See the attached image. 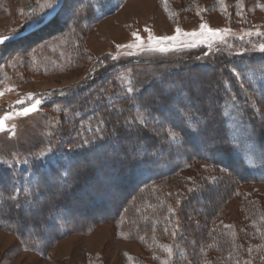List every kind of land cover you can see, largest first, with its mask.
Wrapping results in <instances>:
<instances>
[{
	"label": "trees",
	"instance_id": "16d2710c",
	"mask_svg": "<svg viewBox=\"0 0 264 264\" xmlns=\"http://www.w3.org/2000/svg\"><path fill=\"white\" fill-rule=\"evenodd\" d=\"M65 2L45 23L40 21L27 34L0 45L31 47L62 32L67 23L59 13ZM80 4L84 6L77 10L94 19L91 4ZM171 4L168 0L166 13L173 11ZM26 6L33 9L35 1ZM237 43L243 42H231ZM111 58L103 56L83 82L71 87L77 96L55 88L47 100L69 110L79 107L78 116H61L57 124L56 133L68 140L79 116H103L111 122L102 125L100 135L87 138L89 144L52 162L18 169L0 166V229L44 256L69 234L103 222H120L130 240H140L143 250L160 248H153L158 260L165 257L164 246H170L175 256L172 261L168 258L169 264H239L250 249L260 253L250 264H264V199L239 191L242 184L259 181L260 176L236 155L225 114L231 103L237 107L251 130L264 170V90L259 99L253 98L255 92L244 77L251 69H264V52L187 64L131 94H115L107 100L95 88L103 89L104 81L113 75L111 69L105 71L113 65ZM137 61L129 59L121 66L131 67ZM233 67L239 77L231 72ZM103 71L105 76L95 79ZM129 97L135 100L130 103ZM141 103L149 104L151 115ZM116 107L123 114L119 110L116 115ZM141 119L147 123L137 131ZM181 122L191 135L177 127ZM206 124L218 133L216 140L198 135ZM171 133H179L178 139L173 140ZM69 144L76 145L75 139ZM164 180L166 184H159ZM176 182L174 189L165 187ZM214 190L218 197L213 196ZM231 197L246 201L237 227L218 218ZM135 264L149 263L138 257Z\"/></svg>",
	"mask_w": 264,
	"mask_h": 264
},
{
	"label": "rangeland",
	"instance_id": "374dc122",
	"mask_svg": "<svg viewBox=\"0 0 264 264\" xmlns=\"http://www.w3.org/2000/svg\"><path fill=\"white\" fill-rule=\"evenodd\" d=\"M28 1L0 0V37L42 22L50 9L47 5L53 2L34 0L35 7L27 9ZM80 1H85L87 6L91 4L94 19L89 18L87 12L77 10L84 6ZM169 1L173 11L166 13L168 0H66L59 13L60 20L67 23L65 30L31 47L0 45V120H3L0 125V166L18 169L52 162L71 151L68 143L74 139L76 144H82L83 140L100 135V132L89 131L97 126L99 119L89 114L84 118L79 116L76 129L73 127L74 139L68 140L63 133L57 134L61 116L76 117L80 109L69 110V107L47 100L48 93L55 88L66 89V96H77L71 87L83 82L91 67L105 55L117 57L111 58L113 65L105 69H111L113 75L104 81L103 89H95L104 92L108 100L115 94H127L129 86L134 92L187 64L202 60L215 62L223 55L261 52L264 35H258L257 30L264 33V0H192L190 4H186V0L184 3ZM201 23H207L212 29L230 31L221 32L212 40L184 35L198 33ZM177 28L181 30L178 38L164 41L162 46L168 50L159 51L161 45L156 43V38L176 36ZM248 32L252 34L247 35ZM129 52L132 55H127ZM129 59L138 61L131 67L122 68L121 64ZM105 71L95 74V79L104 77ZM244 77L255 92L253 98L259 99L264 90V69H251ZM29 94L33 101H29ZM120 98L118 96L116 100ZM35 99L41 100L35 111L27 116L18 114L22 106H29ZM18 101H23V105ZM120 109L116 107L114 113L118 115ZM9 113L11 115L4 119ZM225 113L236 155L260 176L259 181L242 184L239 191L264 199V170L251 130L234 104L228 105ZM184 174L180 173V176L186 178ZM163 182L166 184L167 181L159 184ZM177 185L176 182L165 187L174 189ZM213 196L218 197V190H214ZM243 202L246 201L231 197L218 218L237 227ZM153 248L143 250L140 240H130L120 222H103L86 232L69 234L52 245L44 256L23 245L14 234L0 229V264H135L138 257L149 264H153V259L158 264H169V259L172 261L175 256L174 250L165 245L163 251L168 257L158 260ZM259 256L258 251L250 249L246 257L239 259V264H250Z\"/></svg>",
	"mask_w": 264,
	"mask_h": 264
},
{
	"label": "snow or ice",
	"instance_id": "6c2138e0",
	"mask_svg": "<svg viewBox=\"0 0 264 264\" xmlns=\"http://www.w3.org/2000/svg\"><path fill=\"white\" fill-rule=\"evenodd\" d=\"M55 3H56V0H53L52 3H49L47 5V7L48 8H52ZM229 31H230V29H223V30H221V29H212V28H210L208 26L207 23H201L200 31L198 33L197 32L184 33V35H191L193 37L200 36V37H205V40H212V39L216 38L218 36V34H220L221 32H225L226 33V32H229ZM176 32H177L176 36H171V37L165 36V37L156 38V43L161 45L159 47V49H158L159 51L164 52V51L168 50V48L162 46V44H163L164 41H175L178 38V35L180 34L181 30L179 28H177ZM246 34L247 35H251L252 33L248 32ZM257 34L258 35H264V33H260L259 30H257ZM133 35L136 36L137 39H140V37L136 33H133ZM220 38H222V36ZM8 39H9V37H7V36L0 37V43H3L4 41H6ZM241 39H243V37H241ZM188 46L192 47V46H195V45H188ZM260 51L264 52V44L260 45ZM127 55H132V53L129 52V53H127ZM112 59L115 60V59H117V57H112ZM198 59H199V57H198ZM231 72L236 77H239L241 75V73L238 72L235 67L231 68ZM225 84H227V82H225ZM126 91L128 93H132L133 92V88L131 86H129V87H127ZM28 99H29V101H33L32 94H29ZM134 100H135L134 97H129V102L130 103H132ZM17 103L23 105V101H18ZM149 103H151V102H149ZM40 104H41V100L40 99H35L34 102H31L29 104V106H27V107H23L22 106L18 114L21 115V116H27L30 112L35 111L37 109V106L40 105ZM141 106L144 107L146 111H148V115H151V111L149 110V104L141 103ZM120 113L123 114V110H120ZM225 114H227V113H225ZM10 115H11V113L7 114L4 117V119H7L8 116H10ZM110 122H111L110 120L105 119L103 116H101L97 120V126L94 129H89V131H94L96 133L102 132L104 129H103V127H101V125H106L107 123H110ZM125 123H127V121H125ZM146 123H147L146 119H141L139 121V124L137 125V129L136 130L139 131L140 130V125H143V124H146ZM2 124H3V120H0V125H2ZM177 127H179L181 129V131H183L185 133L186 136L187 135H191V133L188 132L187 127L183 124V122H181L179 125H177ZM170 135H171L173 140H176L179 137V133H171ZM198 135H200V136L207 135L208 138L211 139V140H216L218 138V133H216L215 130H211L210 131V127L207 124L204 126L203 129L200 130ZM89 143H90V141L85 139V140H83L82 144L70 145L69 149L72 150L74 148H80V147H83V145H86V144H89ZM49 151H51V149H49ZM40 155L43 156L44 153L41 152ZM6 162L7 161H5V163ZM189 191H191V189H189ZM12 199L16 200L17 198L15 196H13Z\"/></svg>",
	"mask_w": 264,
	"mask_h": 264
},
{
	"label": "water",
	"instance_id": "95a60500",
	"mask_svg": "<svg viewBox=\"0 0 264 264\" xmlns=\"http://www.w3.org/2000/svg\"><path fill=\"white\" fill-rule=\"evenodd\" d=\"M63 1L64 0H56V3L53 5L52 8H50L47 11V13L44 15L43 21L40 24L45 23L46 21H48L49 19H51L58 12V10L60 9V7L63 4ZM37 26L38 25H34V26L32 25V26H29V27L25 28L23 31L18 32L16 34L6 35L7 37H9V39L6 40V41H4L3 43H0V44H5V43H8L10 41H13V40H15V39H17V38H19V37L27 34L29 31H31L32 29H34ZM1 37H3V36H1Z\"/></svg>",
	"mask_w": 264,
	"mask_h": 264
},
{
	"label": "bare ground",
	"instance_id": "6f19581e",
	"mask_svg": "<svg viewBox=\"0 0 264 264\" xmlns=\"http://www.w3.org/2000/svg\"><path fill=\"white\" fill-rule=\"evenodd\" d=\"M55 16V15H54Z\"/></svg>",
	"mask_w": 264,
	"mask_h": 264
}]
</instances>
